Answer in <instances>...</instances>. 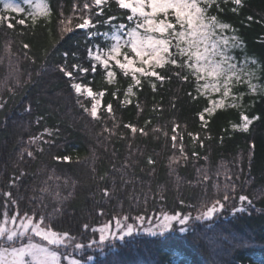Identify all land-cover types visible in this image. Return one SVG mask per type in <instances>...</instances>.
I'll return each mask as SVG.
<instances>
[{
	"label": "trees",
	"instance_id": "obj_1",
	"mask_svg": "<svg viewBox=\"0 0 264 264\" xmlns=\"http://www.w3.org/2000/svg\"><path fill=\"white\" fill-rule=\"evenodd\" d=\"M45 2L50 8L47 17L37 15L33 22V10L23 5V13H8L11 20L0 22V213L5 192L17 201L21 215L35 211L38 218L58 208L50 221L53 228L87 245L90 239L98 240L92 229L113 224V217L135 222L136 216L162 210L193 215L202 204L223 202L224 186L229 185L230 200L214 219L195 222L184 235L174 231L153 238L140 233L114 246L105 243L102 252L86 247L83 253L94 257L87 264H264V0H241L240 5L218 0L220 10L213 6L209 12L235 29L227 35L242 41L243 47L229 53L235 62L245 57L257 61L245 71L256 70L252 83L259 87L251 92L247 83L233 81L232 95L240 98H229V106L205 113L204 123L200 113L222 93L201 95L195 78L180 79L175 73L181 69L172 65L156 69L163 81L140 77L138 86L113 66L116 75L109 82L103 66L97 64L92 71L94 61L88 56L94 45L107 47L103 37L89 38L86 30L74 27L82 22L75 18L73 31L60 34L61 13L66 19L73 15V4L82 7L85 0ZM96 11L91 9L94 23L109 16L119 17L116 24L128 23L129 11L115 3L104 6L103 16ZM21 19L25 24L17 22ZM93 31L111 28L101 24ZM5 45H10L11 54ZM60 66L72 72V78ZM73 82L103 93L98 118L91 117V99L84 92L78 97ZM130 84L132 92L126 96ZM242 114L258 117L247 132L233 127L241 124ZM31 137L41 139L29 145ZM22 149L33 155L25 152L21 158ZM63 156L70 160L54 159ZM241 195L251 204L233 214ZM16 210L8 201L9 215Z\"/></svg>",
	"mask_w": 264,
	"mask_h": 264
},
{
	"label": "snow or ice",
	"instance_id": "obj_2",
	"mask_svg": "<svg viewBox=\"0 0 264 264\" xmlns=\"http://www.w3.org/2000/svg\"><path fill=\"white\" fill-rule=\"evenodd\" d=\"M232 2L235 5L241 4V0H232ZM22 3L33 10L30 13L33 22L37 15L45 17L50 15V8L45 0H22ZM110 3H115L119 9L129 11L130 14L126 17L127 24H116L115 21L119 17L115 16L93 22L91 9L93 7L97 9L96 16H103L104 6ZM0 4H2L0 12L23 13L25 11L20 0H0ZM213 6L220 10L218 0H85L82 7L74 3L72 6L73 15L66 19L61 13L60 34L63 37L64 34L73 31L72 21L75 18L82 22L76 23L74 27L86 30L89 38L103 37L107 47L101 48L99 45H94L95 51H93V47H90L88 56L94 61L92 71L95 72L97 64L103 66L110 78L109 82L116 75L111 70L113 66L119 68L125 77L130 75L137 86L141 83L140 77L145 79L155 77L157 80L163 81L165 77L156 71L157 68L163 69L167 65H172L181 69L175 75L183 80H187L189 75L194 77L197 82V91L201 95L222 93L220 100L209 101L212 107L206 108L205 111L211 112L215 108L229 106L227 104L229 98L233 102L240 98L232 95L233 81L247 83L251 92H256L259 87L252 83L256 70L245 71L248 64H257V61L254 58L245 57L239 63L235 62V57L229 53L234 48L243 47L242 41L236 35L226 34L228 31L235 32L230 24L222 22L216 15L209 14ZM77 12L80 15L77 16ZM11 18L10 15L8 17L0 15V22L5 19L10 21ZM17 22L21 25L25 24L23 19ZM101 24L110 26L111 31H93ZM8 27L11 28L13 25L9 23ZM23 47L28 48L29 45L24 44ZM5 51L11 54L10 45H5ZM63 55L66 58L68 54L65 52ZM72 67L82 73L87 71L79 65ZM59 70L65 76L72 78V72L67 71L64 66H60ZM132 87L130 84L125 93L126 96L132 92ZM71 88L74 89L78 97L82 92H86L88 96L94 98L92 90L84 88L80 83L73 82ZM153 88H155V84H153ZM99 95H103V93L101 92ZM97 106L98 102L91 105L90 115L94 119L98 118ZM230 106L235 107L236 104L233 103ZM0 107L3 105L0 104ZM84 110L89 111L87 108ZM108 110L111 112V105ZM201 118H203V114H201ZM256 119L258 117L253 116L250 119L242 114L241 124L233 125V127L247 132L249 126ZM127 127H130L133 133L137 131L134 126L128 125ZM176 129L177 126L174 125L173 131L175 132ZM44 131L49 133L48 129ZM105 131L108 130L105 129ZM140 131L143 133V129ZM40 139L41 137H31L28 143L31 145ZM176 140L177 136L173 135V147H175ZM180 151L183 153L182 145ZM25 152L29 157L33 155L31 151L22 149L21 158ZM193 155L196 154L193 153ZM54 159L69 161L70 157H54ZM176 159L172 158L171 162L175 163ZM149 163H153V161L149 159ZM15 179H19V177ZM208 179L209 177L205 174L203 180L207 181ZM214 187L217 188V194H219V186L214 185ZM228 187L229 185L224 186L223 202L221 199H215L210 204H202L200 211L195 216H192L191 213L180 211L169 213L162 210L154 216H136L134 223H127V216L113 217L115 229L118 231L112 229L111 222L93 228L92 231L98 233V240L90 239L87 245L78 242L77 238L69 232H58L53 228L50 221L60 209H53V213L47 216L40 213L38 218L35 211L32 214L25 212L21 215L17 201L12 199L10 192H5L3 193L5 197L4 211L0 213V264H87V262L93 261V255H87L84 259L78 258V254H81L86 247L88 249L96 248L102 252L106 242L114 246L116 241L126 242V238L134 237L140 233L153 238H166L174 231L181 235L187 234L192 230L191 225L195 222L210 221L222 212L225 208L224 202L230 200ZM231 187L234 190L235 185H231ZM41 191L44 192L47 189L43 188ZM104 195H109L106 189ZM8 201H11V204L17 209L11 216L8 213ZM239 201L240 206L232 208L233 214L246 211L245 203L251 204L248 197L244 195L239 197ZM146 220L148 223L145 225ZM84 227L87 228L88 225H84Z\"/></svg>",
	"mask_w": 264,
	"mask_h": 264
},
{
	"label": "rangeland",
	"instance_id": "obj_3",
	"mask_svg": "<svg viewBox=\"0 0 264 264\" xmlns=\"http://www.w3.org/2000/svg\"><path fill=\"white\" fill-rule=\"evenodd\" d=\"M20 2H21V6L23 7V3H22V0H20ZM0 8H2V4H0ZM4 13H6L5 15H6V17H8V12H0V15H3ZM11 14H14V13H11ZM93 51H95V48L93 49ZM113 64H114V62H112ZM217 100H220V99H217ZM210 107H212V105H210ZM204 113H206V111L204 110ZM208 113V112H207ZM204 115H203V118L202 119H204ZM167 212V211H166ZM158 213H160V212H158ZM170 213V212H169ZM198 212H196V213H194L192 216H195L196 214H197ZM9 216H11V215H9ZM127 223H134V222H127ZM148 223V221L146 220L145 221V225ZM112 225V229L114 230V231H118L117 229H115V220H114V222H113V224H111ZM107 243V242H106ZM85 251V250H84ZM83 251V252H84ZM81 253V254H78V258H81V259H84V258H86V256L88 255V254H85V253Z\"/></svg>",
	"mask_w": 264,
	"mask_h": 264
}]
</instances>
